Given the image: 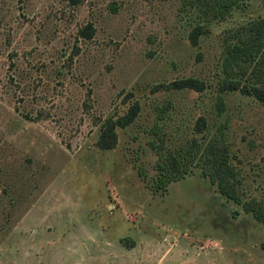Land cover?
Listing matches in <instances>:
<instances>
[{
    "label": "rangeland",
    "instance_id": "374dc122",
    "mask_svg": "<svg viewBox=\"0 0 264 264\" xmlns=\"http://www.w3.org/2000/svg\"><path fill=\"white\" fill-rule=\"evenodd\" d=\"M262 14L244 0L192 44L181 0H0V264H264V224L241 206L264 196V104L217 89L227 28ZM186 76L203 89L152 88ZM133 101L99 148L103 119ZM219 121L240 202L197 167L152 190L153 124L174 149Z\"/></svg>",
    "mask_w": 264,
    "mask_h": 264
},
{
    "label": "trees",
    "instance_id": "16d2710c",
    "mask_svg": "<svg viewBox=\"0 0 264 264\" xmlns=\"http://www.w3.org/2000/svg\"><path fill=\"white\" fill-rule=\"evenodd\" d=\"M244 0H181L183 6L191 7L195 11L197 21L188 31V38L192 44L197 42L198 35L207 31V25L225 19L235 7L243 4ZM93 26L87 22L79 29L82 36L90 37ZM222 39V56L220 61L222 76L217 85L218 91L237 89L242 94L252 95L264 104V14L257 15L244 22L227 28ZM204 82L193 76L179 77L165 83L152 86L159 88H192L202 90ZM215 108L218 113L225 108L220 96H217ZM137 101L130 103L120 114L107 116L100 124L95 144L101 149H108L115 145L117 127L129 124L137 114ZM158 118H161L165 108L158 106ZM205 119L198 115L195 120L197 131L205 127ZM225 121H219L216 132L206 137L204 141L191 137L182 146L174 149L165 148L156 133L159 129L154 123L151 132L155 135L148 139L149 148L155 153L153 163L154 178L150 185L152 190H165L167 184L190 173L192 167H197L202 176L216 186L219 193L235 202L240 199L235 190L236 171L229 158L227 144L223 138ZM140 172V171H138ZM244 211L264 224V196L263 199L254 198L241 201ZM125 240V238H121Z\"/></svg>",
    "mask_w": 264,
    "mask_h": 264
}]
</instances>
